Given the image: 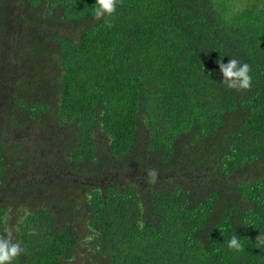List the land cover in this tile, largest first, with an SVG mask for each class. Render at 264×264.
Segmentation results:
<instances>
[{
  "label": "trees",
  "instance_id": "trees-1",
  "mask_svg": "<svg viewBox=\"0 0 264 264\" xmlns=\"http://www.w3.org/2000/svg\"><path fill=\"white\" fill-rule=\"evenodd\" d=\"M94 7L0 0V235L28 249L13 264H264V0H122L111 28ZM231 58L250 90L220 82Z\"/></svg>",
  "mask_w": 264,
  "mask_h": 264
},
{
  "label": "clouds",
  "instance_id": "clouds-1",
  "mask_svg": "<svg viewBox=\"0 0 264 264\" xmlns=\"http://www.w3.org/2000/svg\"><path fill=\"white\" fill-rule=\"evenodd\" d=\"M122 0H95V7L93 9L94 19L104 20L106 27L111 28V18L116 13L118 3ZM219 71L222 74L223 79L220 81L228 89L234 91H247L252 87L251 67L247 63L241 64L238 59L231 58L227 63H223L220 60L217 61ZM147 182L155 184L158 179V171L154 168L147 170ZM138 227L143 229V221L138 222ZM15 228L14 226H8L5 228V234L0 235V264H13V261L17 260L22 254H28V249L23 247L19 240H14ZM29 236H36L37 230L30 227L28 229ZM255 241L257 247L264 246V235L259 234ZM228 247L237 252L243 251L244 247L240 238L236 234H233L228 241Z\"/></svg>",
  "mask_w": 264,
  "mask_h": 264
},
{
  "label": "rangeland",
  "instance_id": "rangeland-1",
  "mask_svg": "<svg viewBox=\"0 0 264 264\" xmlns=\"http://www.w3.org/2000/svg\"><path fill=\"white\" fill-rule=\"evenodd\" d=\"M29 132V130L28 131H26L25 133H28ZM36 134V136H39V134L38 133H35ZM16 137V136H13V135H9V134H7V137ZM51 136H53L51 133H50V130L48 131V133H47V135H46V138L47 139H50L51 138ZM12 139H14V138H12ZM53 142H54V145L57 143V141L54 139L53 140ZM41 159H43L42 161H41ZM48 160H50V158L46 155V152H43L37 159H36V161H40L41 163V166L42 167H45L48 163ZM137 167V169H136V171H140L139 169V167L138 166H136ZM136 174H139L138 172L136 173ZM100 175H102V172H100ZM19 176L22 178V177H24L25 176V174L22 172V171H20L19 172ZM97 176L98 175H95V176H92V178H89L90 180H94L95 181V183H97V182H102L103 181V178H102V176L101 177H99L98 179H97ZM171 177H173V176H175V174L174 173H172L171 175H170ZM96 177V178H95ZM12 178L13 177H11L10 178V180H11V182H12ZM129 178V176H127V175H124V176H118V177H116V180L119 182V183H121V184H124V182L127 180ZM176 178V177H175ZM88 179V180H89ZM12 184V183H11ZM13 186H12V191H16V188H17V186L16 185H14V184H12ZM49 189H51V187H49V188H47V189H45L44 190V193L46 192V191H48ZM32 194V192H28L27 191V189H23L22 188V196L24 197V198H27V197H29L30 199L31 198H34L35 200H36V202L35 203H37L38 202V204L39 205H41V204H46L47 203V201H46V199L44 198V195L42 194V193H37V194H35V195H32L31 197L29 196V195H31ZM11 211H13V210H11ZM84 249H85V251L88 249V248H86V247H84ZM84 249H82V253L83 254H86L85 253V251H84Z\"/></svg>",
  "mask_w": 264,
  "mask_h": 264
}]
</instances>
